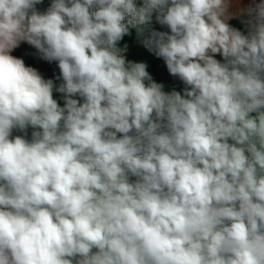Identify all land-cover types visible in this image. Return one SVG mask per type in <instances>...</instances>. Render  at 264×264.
Listing matches in <instances>:
<instances>
[{"label":"clouds","instance_id":"obj_1","mask_svg":"<svg viewBox=\"0 0 264 264\" xmlns=\"http://www.w3.org/2000/svg\"><path fill=\"white\" fill-rule=\"evenodd\" d=\"M44 2L0 0V264H264V0Z\"/></svg>","mask_w":264,"mask_h":264},{"label":"trees","instance_id":"obj_2","mask_svg":"<svg viewBox=\"0 0 264 264\" xmlns=\"http://www.w3.org/2000/svg\"><path fill=\"white\" fill-rule=\"evenodd\" d=\"M50 0H45L43 5H38V9L43 11L49 6ZM231 23L236 27H242V25L237 20L231 21ZM158 30H163L160 25L155 24L153 25ZM125 41L128 42L130 51L133 52L137 46H139L135 41V32L133 31V35L131 37H125ZM13 55H16L18 57H22L25 59L26 64L37 67L46 78H53L55 75H58V68L56 67L55 63L48 64L45 61L39 60L36 56V51L34 48L27 44H22L16 51L13 52ZM161 60L156 59L152 55H150V71L154 74L159 67ZM155 76V75H154ZM166 85L171 88L173 86H176L177 88L180 87L178 82L175 81H169L165 82Z\"/></svg>","mask_w":264,"mask_h":264},{"label":"rangeland","instance_id":"obj_3","mask_svg":"<svg viewBox=\"0 0 264 264\" xmlns=\"http://www.w3.org/2000/svg\"><path fill=\"white\" fill-rule=\"evenodd\" d=\"M162 29L167 30L165 28H162ZM129 56L130 58H134L137 60H145L150 65V54L145 49H143L141 46H137V48L133 52H129ZM157 74L158 72L156 71L154 75H155V78L159 80L158 77L160 76L159 75L157 76Z\"/></svg>","mask_w":264,"mask_h":264},{"label":"crops","instance_id":"obj_4","mask_svg":"<svg viewBox=\"0 0 264 264\" xmlns=\"http://www.w3.org/2000/svg\"><path fill=\"white\" fill-rule=\"evenodd\" d=\"M16 50H14V51H16ZM157 72H158L157 76L158 75L160 76V77H158L159 80L164 81V82H169V81H175V82H177L174 78L170 77L167 74L166 67L163 65V62L162 61H160V64H159V67H158ZM55 95L58 98L59 94H55Z\"/></svg>","mask_w":264,"mask_h":264}]
</instances>
